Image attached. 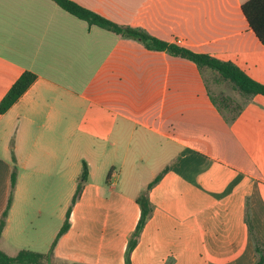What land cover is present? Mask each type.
<instances>
[{"label":"crops","instance_id":"1","mask_svg":"<svg viewBox=\"0 0 264 264\" xmlns=\"http://www.w3.org/2000/svg\"><path fill=\"white\" fill-rule=\"evenodd\" d=\"M75 1L120 25L233 61L264 83V44L242 10L248 0ZM24 71L37 80L0 114V219L15 164L18 169L2 250L9 243L16 252L4 251L15 256L42 241L21 231L12 241L13 222H20L16 207L32 196L31 184L52 183L56 171L70 169L69 180L78 185L86 161L82 193L97 186L98 170L110 163L109 192L119 193L125 172L128 188L117 196L124 223L109 239L107 228L99 235L90 226L75 227L80 195L54 246L58 255L67 249L71 263L126 264L141 216L137 198L166 168L150 190L154 211L132 264L258 263L264 255V95L246 100L228 124L195 62L90 25L54 0H0V101ZM148 148L157 163L143 182L137 154Z\"/></svg>","mask_w":264,"mask_h":264},{"label":"trees","instance_id":"2","mask_svg":"<svg viewBox=\"0 0 264 264\" xmlns=\"http://www.w3.org/2000/svg\"><path fill=\"white\" fill-rule=\"evenodd\" d=\"M62 8L72 13L73 15L87 21L90 25H98L102 28L114 31L123 37L131 38L140 41L148 49L152 50H166L171 55L187 58L196 63L199 69L204 73L208 83V89L210 97L213 103L228 124H233L240 116L245 107L246 100L254 97L257 94L264 95V83L257 81L246 73L241 67H239L233 61L221 60L208 53L195 52L188 47L181 46L177 43H170L163 39H160L142 28H136L131 26L120 25L111 19L93 11L75 0H54ZM242 10L260 41L264 44V0H248L242 5ZM212 72L218 76L217 79L229 82L231 86L239 91L245 101L243 104H234L231 97H221L220 99L213 94L210 87L209 79L207 78V72ZM38 75L32 71H24L21 76L15 81V83L8 90L6 95L0 101V114L8 111L22 96L23 94L34 84ZM13 160L16 163V156L12 143ZM164 169L147 187V189L138 196L137 202L141 207V216L134 231L126 252V264H132L131 254L133 249L138 243V239L148 219L152 216L154 211L153 204L150 199L151 188L161 179ZM111 174V172H110ZM89 167L86 161L83 164V170L79 178L76 192L72 199V204L66 213V219L61 227L56 239L54 240L53 247L57 243L58 239L68 230L70 227V215L73 204L80 197L85 182L88 180ZM18 169L17 165H14V169L11 175V192L8 199V204L4 210L0 219V238L6 227L7 217L14 200V190L17 184ZM46 255L40 252H36L29 249H23L18 252L17 255L11 256L0 248V264H47ZM72 264H86V263H72ZM257 264H264V255L261 256Z\"/></svg>","mask_w":264,"mask_h":264},{"label":"rangeland","instance_id":"3","mask_svg":"<svg viewBox=\"0 0 264 264\" xmlns=\"http://www.w3.org/2000/svg\"><path fill=\"white\" fill-rule=\"evenodd\" d=\"M207 74L210 87L216 97L220 99L221 97L228 96L232 98L234 104H243L245 100L244 97L241 96L239 91L234 89L229 82L217 79L218 76L216 75L215 77V74L212 72L208 71ZM137 156L143 157V159L139 161L138 167L135 171L139 176V179L141 178V181L144 182L145 178L150 175L149 173L156 166L157 161L155 157L157 154L152 153V149L148 148L137 154ZM0 157H4V151L1 146ZM113 166L115 165L110 163L103 168V170H98V176L95 180L97 186L93 187L89 185L86 192H81V199L79 198L80 201L78 202L79 204L77 203V205H73L76 222L75 227L90 226L94 228V231L99 235H101L107 228L108 231L104 232L106 234V239H109L112 236V231L114 229L123 226L122 197L117 196L122 190H127L128 188L124 183L126 176L124 172L122 181L120 184H117V191L119 193L113 195L109 192L110 183L107 181V178ZM116 168L115 173L119 172V166ZM56 172L52 183L45 179L43 183L31 184L30 193H32V196L20 198L18 206L16 207V217L20 222L19 224H17L16 221L13 222L14 235L12 241L17 239L15 234L18 231H21L23 236L30 235V238L42 239L37 247H34L35 249L31 250L43 252V254L45 253L47 256L45 260L47 264H72L71 261H69L70 255L67 249L62 248L59 251V255L54 252V247L52 249L54 240L52 239L51 234L54 228L56 229L58 226H63L66 219V213L72 204L73 195L77 185L69 180V174L71 173L70 169H60L58 174ZM144 191L145 187L142 188L140 194ZM93 237L97 236L94 235ZM92 240H95V238H92ZM20 243L21 248H25L23 241ZM2 247L6 248L4 249L5 251L7 250L11 253L16 252L9 243L3 242ZM115 258L122 263L118 251L115 252Z\"/></svg>","mask_w":264,"mask_h":264},{"label":"built area","instance_id":"4","mask_svg":"<svg viewBox=\"0 0 264 264\" xmlns=\"http://www.w3.org/2000/svg\"><path fill=\"white\" fill-rule=\"evenodd\" d=\"M179 42H181V40H179Z\"/></svg>","mask_w":264,"mask_h":264}]
</instances>
